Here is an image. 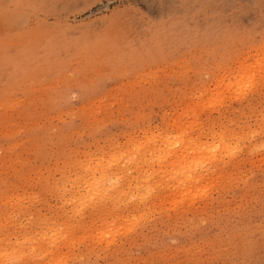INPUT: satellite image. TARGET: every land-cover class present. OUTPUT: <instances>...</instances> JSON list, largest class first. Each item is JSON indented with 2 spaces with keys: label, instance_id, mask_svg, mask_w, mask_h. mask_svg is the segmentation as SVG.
I'll use <instances>...</instances> for the list:
<instances>
[{
  "label": "rangeland",
  "instance_id": "obj_1",
  "mask_svg": "<svg viewBox=\"0 0 264 264\" xmlns=\"http://www.w3.org/2000/svg\"><path fill=\"white\" fill-rule=\"evenodd\" d=\"M165 136L169 164L185 140L226 154L179 189ZM123 153L144 199L72 196ZM0 240L25 256L5 264H264V0H0Z\"/></svg>",
  "mask_w": 264,
  "mask_h": 264
},
{
  "label": "bare ground",
  "instance_id": "obj_2",
  "mask_svg": "<svg viewBox=\"0 0 264 264\" xmlns=\"http://www.w3.org/2000/svg\"><path fill=\"white\" fill-rule=\"evenodd\" d=\"M187 117V116H186ZM183 120H186L185 118L183 119ZM187 121V120H186ZM183 124V123H182ZM181 124V125H182ZM187 126V123H185V128H187L186 127ZM184 127V126H183ZM190 127V126H189ZM180 129V128H179ZM191 129H194V128H191ZM178 130V129H177ZM175 131V130H174ZM189 131V130H188ZM181 132H182V130H181ZM191 133V132H190ZM175 133H173V135H168V136H173L174 138H175V135H174ZM179 134V133H178ZM194 135V134H193ZM197 135V134H196ZM227 135H228V133H227ZM179 136V135H178ZM213 136V135H212ZM225 136V135H224ZM185 137V136H184ZM186 137H188V136H186ZM194 137V136H193ZM152 138V137H151ZM168 137L167 136H165V139H167ZM170 138V137H169ZM213 138V137H212ZM214 138H215V136H214ZM217 138V144L215 143V142H213V140L212 141H210V143H208L207 144V142H204L203 144H200V143H198V144H191L189 141V143H185L187 140H185V142H184V140L183 139H181V140H183L182 142H184L186 145H183L184 143H179V145L180 144H182V146H181V148H180V150L179 149H177L176 148V150L178 151L179 150V153L177 154V159H176V157H175V159H174V161L173 160H171L170 158H169V160H170V164L168 163L169 161L166 159L167 157H169L170 155H172V154H174V152L175 153H177L176 151H175V149L173 148V150H171L172 149V144H173V139L172 138H170V140H168V141H166V142H164L165 141V139H164V141L161 139L160 140V142L158 141V143L157 142H155V144L157 143V146H155V145H153V147L154 148H156V150H158L157 152H158V154H160V156L156 153H154L153 155H155L156 157H154V159L152 160L151 159V157L153 158V156H151V157H149V159L151 160V161H149V162H147V157L145 158V157H143L144 156V151L145 150H147V148H149V146L147 147V148H145L146 147V145H145V147H143V149H142V151L141 152H138L139 153V159L137 160V156H136V154H137V152L135 151V149L136 150H138L137 148H135L134 149V151L135 152H132V154L134 153V158H135V160H137L138 162H140V163H144V161H146V165L148 164V166L150 165V164H152V163H154V162H156V160L157 161H161L160 162V166L161 167H163L162 165H161V163H162V160H165V161H167V163L166 164H169L168 166H170V169L168 170V168H165V167H163V168H165V169H167L168 170V172H165L164 174H165V177H169L168 176V174H166V173H169L173 178L174 177H176V179H175V181L178 179V181H176V182H178L177 183V186H178V184L180 185L179 186V189H181V186L182 187H184V189H188V188H186L187 186L189 187L190 186V184H196L195 182H192V181H197L198 182V179H200L201 177H202V175L198 172V169L200 168V165L202 164V163H206V162H212V161H214V160H216L215 158H216V156L217 155H219L220 154V152L221 153H225L226 154V150H227V144L225 143L226 142V140H224V141H218V137H216ZM241 138V137H240ZM184 139H187V138H184ZM191 139H192V137H191ZM190 139V141L192 142V140ZM224 139V138H223ZM198 140V139H197ZM145 142V141H144ZM148 142V140H146V143ZM154 142V141H153ZM193 142H195L194 141V139H193ZM142 143V145H143V142H141ZM170 143H171V145H170ZM197 143V142H196ZM191 144V145H190ZM152 145V144H151ZM151 147V146H150ZM152 147V148H153ZM230 147V146H229ZM119 148V147H118ZM121 148V147H120ZM119 148V149H120ZM133 148H134V146H133ZM169 148H171V149H169ZM231 148V147H230ZM117 149V148H116ZM123 149V148H122ZM127 149V148H126ZM125 149V150H126ZM132 148H129V149H127V151H129V150H131ZM229 149V148H228ZM118 150V149H117ZM133 150V149H132ZM235 150H236V148H235ZM238 150V149H237ZM236 150V151H237ZM116 151V150H115ZM121 151V150H120ZM119 151V152H120ZM223 151H225V152H223ZM229 151V150H228ZM231 151V150H230ZM233 151V150H232ZM119 152H117V153H119ZM136 153V154H135ZM163 153V154H162ZM217 153H219V154H217ZM235 153V152H234ZM233 153V154H234ZM132 154H130V155H132ZM124 155H125V153H123V159H121V157H119V154H118V156H116V154H115V157H114V154H113V156L112 157H114V158H111V160H105L104 158H100V159H98V160H96L97 162H96V164H95V166H93V167H91V166H89L88 164H87V162H86V164H84V165H87V166H85V171H83L84 172V174H82V176L80 177V181H81V185H80V189L78 190V192H76L77 194H75V193H72V194H74V195H72L74 198L75 197H84L85 198V200H86V198H88L89 200H92L93 202H95V203H91V204H93V206H94V208H95V205H97L98 203H99V205L98 206H100L101 205V203L103 204L104 202L103 201H106V200H108V202H113V204H114V202H119L120 201V203H121V201H123L124 199H125V201H129V202H133L132 200H139L140 201V199H144L145 198V193L141 190V189H138V187L136 186L135 188H132L134 185H136L135 183H134V185H132V186H130V181H131V179L133 178V181H134V177H135V175L137 174H133V176L131 177V174H129V168H130V166L129 165H127L126 163L127 162H125V160H124V158L125 159H127V153H126V155H125V157H124ZM152 155V154H151ZM159 157H158V156ZM161 155H163V157H165V158H163V157H161ZM127 156V157H126ZM136 156V157H135ZM173 156V155H172ZM219 156H221V155H219ZM218 156V157H219ZM223 156H225V155H223ZM101 157V156H100ZM104 157V156H103ZM132 157V156H131ZM157 157L160 159V157L162 158V160H159V159H157ZM222 157V156H221ZM220 157V158H221ZM98 158V157H97ZM129 159L128 160H131V162L130 163H134V166H135V168H136V165H137V162L135 163V162H132L134 159L133 158H130V157H128ZM142 158H144L145 160L144 161H142ZM133 159V160H132ZM148 159V160H149ZM219 159V158H218ZM89 160H90V158H89ZM121 160L122 161H124V163L125 164H119L120 162H121ZM221 160V159H220ZM153 161V162H152ZM90 162H91V160H90ZM89 162V163H90ZM151 162V163H150ZM220 162V161H219ZM91 163H93V162H91ZM213 163V162H212ZM128 164H129V161H128ZM145 164V163H144ZM156 164V163H155ZM165 163H163V165H164ZM131 165V164H130ZM140 165V164H139ZM139 165H137V166H139ZM124 166L126 167V168H124ZM142 166V165H141ZM148 166H146L147 168H148ZM157 166H158V163H157ZM156 166V167H157ZM160 166L158 167V168H160ZM165 166V165H164ZM213 166V165H212ZM84 167V166H83ZM151 167H153V164H152V166ZM155 167V168H156ZM134 168V169H135ZM81 169H83V168H81ZM142 169H144V167L142 168ZM150 169H154V168H150ZM139 170V169H138ZM137 170V171H138ZM134 171H136V170H134ZM142 171H146V170H142ZM160 171H162V172H164L163 170H157V172L156 171H151L153 174H154V176L155 177H157V175H159V174H157V173H159ZM202 171V170H201ZM200 171V172H201ZM150 172V173H151ZM161 172V173H162ZM138 173H139V171H138ZM140 173H141V171H140ZM144 173V172H143ZM142 173V174H143ZM151 173V174H152ZM148 173H146L145 175L146 176H148L147 175ZM157 174V175H156ZM164 174H162V177H163V175ZM81 175V174H80ZM161 175V174H160ZM167 175V176H166ZM211 175V174H210ZM138 176V175H137ZM139 176H143V175H139ZM149 176H151V178H152V176L153 175H150L149 174ZM154 176H153V178H154ZM208 176V175H207ZM129 177H131L130 179H129ZM160 177V176H159ZM158 177V178H159ZM172 177H170L169 179L170 180H172ZM203 177H205V176H203ZM209 177V176H208ZM147 177H145V179H146ZM149 178V177H148ZM152 178V179H153ZM157 178V179H158ZM161 178V177H160ZM74 179V178H73ZM135 179H137L136 177H135ZM140 179V178H139ZM139 179H137V180H139ZM144 179V178H143ZM142 179V180H143ZM166 179V178H165ZM168 179V180H169ZM179 179H181L180 181H179ZM67 180V179H66ZM137 180H135V182L137 181ZM200 180H202V179H200ZM199 180V181H200ZM73 181V180H72ZM75 181V180H74ZM76 181H77V179H76ZM75 181V182H76ZM79 181V180H78ZM140 181H141V179H140ZM152 181V180H151ZM151 181H146L145 180V182H148V183H146L147 184V187H143L144 189H146L147 188V190H150V189H152V187H154V185L155 184H158V183H155L152 187L150 186V183L149 182H151ZM159 181H160V179H159ZM173 181V180H172ZM138 182V181H137ZM145 182H142V184L140 183L139 185H142V186H146V185H144V183ZM156 182V181H155ZM162 182V181H161ZM181 184H180V183ZM182 182L183 183H188V184H182ZM61 183V182H60ZM70 183H72V182H70ZM74 183V182H73ZM72 183V184H73ZM139 183V182H138ZM137 183V184H138ZM153 183V182H152ZM151 183V184H152ZM79 184V183H78ZM77 184V185H78ZM199 184V183H198ZM74 185H76L75 183H74ZM161 185V184H160ZM165 185V184H164ZM174 185V184H173ZM176 185V184H175ZM193 186V185H192ZM195 186V185H194ZM157 187V186H156ZM201 187V186H200ZM57 188V187H56ZM59 189H60V187H58ZM140 188V187H139ZM142 188V189H143ZM150 188V189H149ZM177 188V187H176ZM71 189H73V188H71ZM74 189H75V187H74ZM77 189V188H76ZM174 189V188H173ZM193 189H194V187H193ZM196 189H198V188H196L195 187V189H194V191H197ZM191 189H189V190H187L188 192L190 191ZM200 190V188L198 189V191H197V193L198 194H200V192L201 191H199ZM202 190V189H201ZM75 191H77V190H75ZM175 191V190H174ZM192 191V190H191ZM145 192H147L148 193V191H146L145 190ZM187 192H186V190H185V193L183 192L182 194H186ZM196 193V192H195ZM194 193V194H195ZM196 193V194H197ZM178 194V193H177ZM186 195H188V194H186ZM185 195V196H186ZM189 195H191V197L193 196L192 195V192H190L189 193ZM188 195V196H189ZM149 196V195H148ZM69 197V196H68ZM183 197V196H182ZM182 197L180 198L181 200H177L179 203H181L182 202ZM16 198V197H15ZM179 198V197H178ZM186 198H188V197H186ZM186 198H184V199H186ZM68 199H70L71 200V198H68ZM183 199V200H184ZM192 199V198H191ZM190 199V200H191ZM73 201H74V199H72ZM71 200V201H72ZM131 200V201H130ZM17 201V200H16ZM70 201V202H71ZM170 201V200H169ZM185 201V200H184ZM183 201V202H184ZM192 201V200H191ZM84 202V201H83ZM83 202H80V203H77L76 202V204H78L79 205V207H78V210L80 211V210H82V208H83ZM87 203H89V201H87ZM187 203V202H186ZM91 204H88V206L89 205H91ZM75 205V204H74ZM122 205H124V204H122ZM76 206V205H75ZM75 206H73V208H75V213H77V211H76V207ZM87 206V207H88ZM93 206H90V207H93ZM98 206H96V207H98ZM104 206V205H103ZM81 208V209H80ZM92 210V209H91ZM113 210V209H112ZM78 211V212H79ZM83 211H84V209H83ZM80 213V212H79ZM88 213V212H87ZM78 214V213H77ZM76 214V215H77ZM81 214V213H80ZM113 214V213H112ZM120 216V215H119ZM132 216V217H131ZM131 216H129V218H131V220H134L133 219V215H131ZM116 217H118V216H116ZM119 218V217H118ZM128 218V217H127ZM135 218V217H134ZM53 220V219H52ZM126 222H127V220H126ZM104 223V222H103ZM111 224H113V223H111ZM107 225V224H106ZM116 225V224H115ZM119 225V224H118ZM130 225V224H129ZM44 226V225H43ZM46 226V225H45ZM105 226V225H104ZM132 226V225H131ZM53 229H54V227H52ZM105 229V228H104ZM110 229V228H109ZM56 230H58V229H56ZM55 230V231H56ZM61 229L59 228V231H54V232H51V231H49V233L52 235V233L53 234H55L57 237H58V239L59 238H61L60 239V241H62L63 243H66L67 242V239L69 238H67V239H65L66 238V236H64L63 234H65V233H63V232H61L60 231ZM102 230V229H101ZM27 231V230H26ZM46 231H47V229H46ZM107 232H109V230H107V231H105L104 232V230H103V234L105 235ZM109 233H111V232H109ZM19 234V233H18ZM21 234V233H20ZM23 234V233H22ZM50 234H49V236H50ZM60 236H59V235ZM62 234V235H61ZM113 233H111V235H112ZM16 235V234H15ZM30 235V234H29ZM45 235H48V234H45ZM67 236H69L68 234H66ZM19 236V235H18ZM18 236H17V240H18ZM23 237H25V236H23ZM23 237H21V238H23ZM29 237V236H28ZM28 237H25V238H23L22 239V244L23 243H25V240H26V244L28 243V245H29V242H28ZM31 237V236H30ZM100 237V236H99ZM28 238V239H27ZM42 238H44V239H46L47 238V236H44V237H42ZM48 238H50V237H48ZM72 238V237H71ZM102 238V237H101ZM52 239V238H51ZM99 239V238H98ZM2 240V239H1ZM0 240V241H1ZM5 240V239H4ZM7 240V239H6ZM65 240H66V242H65ZM19 241H21V240H19ZM11 242V241H10ZM68 242H69V240H68ZM21 242H19V244H20ZM35 243V242H34ZM33 243V244H34ZM37 243V242H36ZM14 244V243H13ZM30 244H32V243H30ZM10 245H12V244H10ZM37 246H38V243L36 244ZM1 248V247H0ZM8 249V248H7ZM13 249V248H12ZM21 249V248H20ZM22 249H24V248H22ZM21 249V250H22ZM27 249V248H26ZM36 249V248H35ZM35 249H34V251H33V249H31L33 252H35L36 253V251H35ZM29 250H30V248H29ZM30 250V253H32V251ZM37 250V249H36ZM48 250H50L49 248H48ZM4 251V250H3ZM7 251H9V253L11 252V249L10 250H7ZM22 252H23V250H22ZM26 252V251H25ZM27 252H28V250H27ZM27 252L25 253V254H27ZM7 253V254H5V256H3V258L4 257H6L5 258V260L2 258V253H0L1 254V257H0V261H2V262H4V264H5V261H6V259H10V258H15L14 256H16V259H18L20 256H21V253H20V251H13L12 253ZM37 253H38V250H37ZM36 253V254H37ZM24 254V255H25ZM29 254V253H28ZM32 255V254H31ZM22 256H23V253H22ZM27 256V255H26ZM37 256H39V254L37 255ZM45 256V255H44ZM8 257V258H7ZM2 258V259H1ZM20 258H22V257H20ZM23 258H25V256L23 257ZM22 258V259H23ZM41 258V257H40ZM14 260V259H13ZM7 261H9V260H7ZM6 261V262H7ZM10 261H12L11 259H10ZM10 261H9V263H10ZM16 261V260H15ZM18 261V260H17ZM22 261H24V260H22ZM8 263V262H7ZM13 263V262H12Z\"/></svg>",
  "mask_w": 264,
  "mask_h": 264
}]
</instances>
